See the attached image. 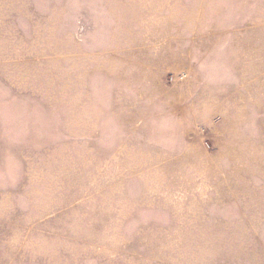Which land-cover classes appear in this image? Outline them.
Segmentation results:
<instances>
[{
    "label": "rangeland",
    "instance_id": "rangeland-1",
    "mask_svg": "<svg viewBox=\"0 0 264 264\" xmlns=\"http://www.w3.org/2000/svg\"><path fill=\"white\" fill-rule=\"evenodd\" d=\"M0 264H264V0H0Z\"/></svg>",
    "mask_w": 264,
    "mask_h": 264
}]
</instances>
